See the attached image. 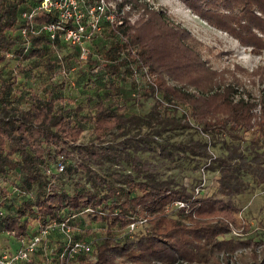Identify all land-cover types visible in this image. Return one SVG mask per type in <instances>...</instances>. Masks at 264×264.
Returning a JSON list of instances; mask_svg holds the SVG:
<instances>
[{
	"label": "trees",
	"instance_id": "16d2710c",
	"mask_svg": "<svg viewBox=\"0 0 264 264\" xmlns=\"http://www.w3.org/2000/svg\"><path fill=\"white\" fill-rule=\"evenodd\" d=\"M37 1L0 0V235L10 231L16 239L31 235L33 222L69 218L77 227L75 238H88L85 223H100L103 234L101 241L91 238L95 250L73 264H232L240 245L250 248V256L235 264H264V246L256 250L263 242L230 235L241 209L237 195L264 183V97L241 92L236 73L214 68L187 27L145 0L118 2L119 11L130 6L120 13V23L107 17V9L101 29L87 42V57L60 32L56 38L18 32L25 22L21 11ZM183 1L246 45L264 50V0ZM98 2L79 0L86 24L88 8ZM58 18L48 11L35 20ZM73 20L66 25L74 26ZM9 56L18 64L6 70ZM74 59L94 73L87 113L80 103L60 100ZM34 69L47 82L26 89L18 75ZM256 72L264 77V69ZM127 82L130 95L124 93ZM23 92L32 93L26 103ZM149 99L146 113L130 111L132 102ZM87 122L93 123V137L79 142ZM183 133L189 136L172 139ZM156 136L169 142L161 149L171 161L177 150L218 171L216 193L199 196L143 159L138 150L148 149ZM76 152L83 158L76 159ZM179 200L185 205H176ZM139 217L151 228L131 237L127 230Z\"/></svg>",
	"mask_w": 264,
	"mask_h": 264
},
{
	"label": "rangeland",
	"instance_id": "374dc122",
	"mask_svg": "<svg viewBox=\"0 0 264 264\" xmlns=\"http://www.w3.org/2000/svg\"><path fill=\"white\" fill-rule=\"evenodd\" d=\"M110 9L119 11L120 7L116 4L122 0H105ZM148 2V6L154 9H164L170 16L174 17L177 21L181 22L187 27L193 37L201 43L202 53L204 58L208 60L214 68L219 71H224L226 74L236 73L240 78V91L244 94L250 93V95L257 100L264 97V77L256 71H262L264 69V50L256 47L246 45L234 34L220 28L213 24L210 20L195 13L189 5L183 0H145ZM130 6L126 5L122 7L121 14L125 15L129 12ZM132 17L137 18L139 15L138 9H132ZM102 41V40H101ZM65 52L71 48H66ZM13 56H9L7 59L9 67H15L18 64V59H11ZM85 64V63H84ZM81 64L79 61L73 60V67L68 70L66 87L60 91V100L67 103L69 106H74L80 103L84 107V113L89 111V107L92 103V98L95 94V87L93 86L90 76L93 75V71L87 65ZM231 75V74H230ZM60 76V75H59ZM262 78V79H261ZM18 81L23 84L26 89L30 85L36 87L43 85L47 82V77L42 73L41 69H34L26 73H20L18 75ZM39 88V89H40ZM36 90V89H33ZM32 90V93H33ZM132 85L128 82L124 84V93L130 95L132 91ZM32 93H21V99L23 103L30 100ZM61 102V101H59ZM147 103L132 102L130 104V111L144 114L148 111L153 99L146 101ZM93 123H86V130L84 131L79 142H87L92 139L91 129ZM189 134L183 133L174 136L172 139H181L188 137ZM171 140V137H168ZM161 143L169 145L167 140L163 138L155 137V141L148 149L140 148L138 153L143 159L150 160L157 164L158 173L163 177L170 178L180 185H185L190 190H195L199 196L207 194H215L218 188L219 172L207 170L204 168L203 163H198L196 160H190L185 158L182 153L175 150V159L171 161L169 156L162 153ZM142 145L143 142H142ZM82 152H76L75 158L81 159ZM124 166H121V168ZM78 173L76 172L75 175ZM78 176V175H77ZM66 184H69V179L66 180ZM237 201L240 205V211L237 214V221L233 226V232L231 236H235L237 239L246 240L248 238L259 239L262 244L256 247L257 251H260L264 246V183L257 186H251L246 192L237 195ZM85 223V222H84ZM85 237L97 238L99 241L102 239V229L100 223H85ZM87 228H92L88 231ZM151 228V223L147 221L146 224L141 223L135 229L127 230L131 237H134L140 231H147ZM97 232V233H96ZM59 237L56 244L64 240V234H58ZM93 240V239H92ZM0 241L4 244H15L12 239L5 234L0 235ZM94 242V249L96 248V242ZM250 256V248L246 246H239L234 252L232 258L233 263L235 261L241 262V260ZM231 258V257H230ZM225 258L223 254L219 256V262L222 263ZM75 264H79L75 262ZM156 264H205L201 262H187L181 260V262L159 261ZM206 264H217L206 263Z\"/></svg>",
	"mask_w": 264,
	"mask_h": 264
},
{
	"label": "built area",
	"instance_id": "2783aa9c",
	"mask_svg": "<svg viewBox=\"0 0 264 264\" xmlns=\"http://www.w3.org/2000/svg\"><path fill=\"white\" fill-rule=\"evenodd\" d=\"M111 10L107 16L110 20L120 23L121 11L109 8L105 0L90 6L88 12L91 19L88 24L83 21L84 11L82 10L79 0H39L34 5L26 7L21 11V18L25 21L18 28V32L24 36L30 31L31 33H47L50 38H56L58 32L64 40L78 43L82 46V57H87L89 47L87 42L92 35L101 29L100 20L106 10ZM58 12L59 18L56 21L37 22L35 17L42 12ZM74 19V20H73ZM71 20L74 26L66 24ZM29 44V42H28ZM60 169L64 165L59 166ZM178 206L185 205L184 201H177ZM2 213V211H1ZM69 218L62 220H51L47 223L33 222L30 225L31 235H23L13 239L10 231L6 236L12 239L15 244H4L0 241V264H73V261L79 255L88 253L94 249V242L88 238H75L73 224ZM146 217H139L130 223L129 227L135 229L141 223H146ZM58 234H64V240L59 244L56 241ZM62 247V249H58ZM59 256L57 261L56 256ZM64 261H61L63 260Z\"/></svg>",
	"mask_w": 264,
	"mask_h": 264
}]
</instances>
